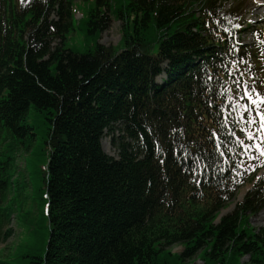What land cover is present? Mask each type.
Segmentation results:
<instances>
[{
  "label": "trees",
  "instance_id": "1",
  "mask_svg": "<svg viewBox=\"0 0 264 264\" xmlns=\"http://www.w3.org/2000/svg\"><path fill=\"white\" fill-rule=\"evenodd\" d=\"M94 1L76 53L74 0H0V244L17 218L44 236L38 264H264V33L235 39L250 3Z\"/></svg>",
  "mask_w": 264,
  "mask_h": 264
},
{
  "label": "rangeland",
  "instance_id": "2",
  "mask_svg": "<svg viewBox=\"0 0 264 264\" xmlns=\"http://www.w3.org/2000/svg\"><path fill=\"white\" fill-rule=\"evenodd\" d=\"M238 1V0H234ZM246 3H252L249 6L248 18L259 22L260 14L264 13V0H244ZM94 0H74L73 4V24L74 29L71 30L67 35L65 43L66 49L73 50L76 53H85L87 50L94 46V41L91 37L87 36V29L85 25L79 26L82 17H87L90 6H94ZM257 15V17H256ZM261 27V24L259 25ZM259 27V28H260ZM244 41L250 43L251 36L247 33ZM121 40V22L113 20L108 30L104 31L99 39V42L106 47H115ZM104 151L111 157L118 159V151L113 147L111 138L105 136L102 140ZM24 169L23 164H21ZM252 185L247 184L240 189L234 202L229 206L223 213L227 214L234 210L235 206L242 202L244 196L251 189ZM32 216L37 218L42 225V211L45 206H42V202L36 195L37 189H32ZM24 225V226H23ZM250 225L259 230L264 228V210L259 214L251 217ZM44 226V222H43ZM13 229V236L5 243L0 244V258L7 261L8 264H38V257L43 255L45 251L44 236H41V241L35 240L30 235L26 234L25 228L27 226L22 224L21 221H17V218L12 219L10 226ZM173 253L180 254L183 252V248L180 245H175L168 248ZM249 258H243L242 262H248ZM189 264H203L202 259L196 256L193 260L188 261Z\"/></svg>",
  "mask_w": 264,
  "mask_h": 264
},
{
  "label": "snow or ice",
  "instance_id": "3",
  "mask_svg": "<svg viewBox=\"0 0 264 264\" xmlns=\"http://www.w3.org/2000/svg\"><path fill=\"white\" fill-rule=\"evenodd\" d=\"M248 98H249L250 100H252L253 104L257 103L256 100H253V99H252V96H251V95H249ZM260 123H261V128H264V113H261V114H260ZM261 152H262V154H264V148L261 149Z\"/></svg>",
  "mask_w": 264,
  "mask_h": 264
},
{
  "label": "bare ground",
  "instance_id": "4",
  "mask_svg": "<svg viewBox=\"0 0 264 264\" xmlns=\"http://www.w3.org/2000/svg\"><path fill=\"white\" fill-rule=\"evenodd\" d=\"M260 1H263V0H260Z\"/></svg>",
  "mask_w": 264,
  "mask_h": 264
}]
</instances>
